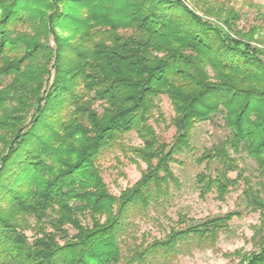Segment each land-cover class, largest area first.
Instances as JSON below:
<instances>
[{"label": "trees", "instance_id": "obj_1", "mask_svg": "<svg viewBox=\"0 0 264 264\" xmlns=\"http://www.w3.org/2000/svg\"><path fill=\"white\" fill-rule=\"evenodd\" d=\"M187 2L0 0V264L167 262L192 241L213 243L242 204L260 217L251 225L256 248L237 264H264V49L251 43L258 28L238 29L232 7L200 15ZM161 95L173 110L169 141L151 122L165 121ZM218 112L229 134L195 157L205 164L195 182L200 197L223 201L242 181L238 208L129 246V217L169 200L171 185L179 187L171 165L191 148L195 126ZM132 131L139 145L125 143ZM229 149L251 157L256 174ZM116 150L145 163L119 194L101 164Z\"/></svg>", "mask_w": 264, "mask_h": 264}, {"label": "rangeland", "instance_id": "obj_2", "mask_svg": "<svg viewBox=\"0 0 264 264\" xmlns=\"http://www.w3.org/2000/svg\"><path fill=\"white\" fill-rule=\"evenodd\" d=\"M251 1L252 5L249 4V0H198V3L188 0L187 4L200 15H205L204 9L207 6L232 7L240 14L236 27L247 31L252 25H256L258 29L253 34L254 39L251 43L264 49V42L261 41L264 38V0ZM205 18L218 22L217 17L212 14L206 15ZM158 105L165 121H159L158 124H155L153 120L151 122L161 137L169 141L174 132V128L169 126L173 110L166 95L159 97ZM228 134L229 129L224 125L223 112H218L210 121H204L195 126L191 148L177 155L181 163L171 165L179 179V187L171 185V196L162 206H151L144 214L137 213L129 217V246L140 243L142 240L151 241L153 238L162 237L171 226H184L190 219L201 220L238 208L239 195L243 189L242 181L226 195L223 201L216 199L213 192L207 193L203 198L200 197L195 182V175L203 170L205 165L204 163L198 165L195 157L201 153L203 148L217 145ZM124 141L131 145L141 143L134 131L126 134ZM229 152L236 158L237 164L246 170V173L256 174L255 161L244 151L234 152L229 149ZM101 164L104 181L113 194H119L122 189L132 185L140 177L141 170L145 168V163L139 162L137 165L130 162L120 150L105 156ZM217 165V162L212 163L211 169ZM229 175L234 176L235 172L232 171ZM239 209L242 212L241 216L233 217L227 227L219 232L213 243L198 246L196 241H192L188 247L167 262L158 261L155 264H237L240 254L248 253L256 248L252 240L251 225L258 224L260 217L258 210L245 208L244 204ZM83 221L87 222L88 219L84 218ZM31 233L32 231H27L28 235ZM125 251L123 247V252ZM237 251L239 254H236Z\"/></svg>", "mask_w": 264, "mask_h": 264}]
</instances>
